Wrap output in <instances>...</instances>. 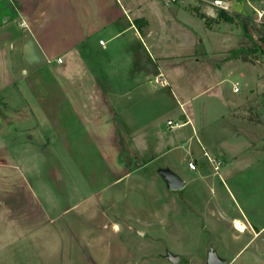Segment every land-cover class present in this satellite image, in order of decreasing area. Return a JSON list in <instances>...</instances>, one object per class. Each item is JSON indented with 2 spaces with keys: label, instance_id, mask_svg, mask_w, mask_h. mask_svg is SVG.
Returning a JSON list of instances; mask_svg holds the SVG:
<instances>
[{
  "label": "rangeland",
  "instance_id": "rangeland-1",
  "mask_svg": "<svg viewBox=\"0 0 264 264\" xmlns=\"http://www.w3.org/2000/svg\"><path fill=\"white\" fill-rule=\"evenodd\" d=\"M229 1L234 23L200 18V0L183 6L197 18L179 10L197 34L195 55L176 64L157 58L172 81L148 124L159 127L164 145L129 160L122 179L89 195L52 180L42 191L11 162L0 169V264H206L210 256L264 264V0ZM182 101L191 128L173 125L188 118ZM204 150L221 161L219 172ZM190 158L197 169H188ZM163 168L185 185L169 189Z\"/></svg>",
  "mask_w": 264,
  "mask_h": 264
},
{
  "label": "crops",
  "instance_id": "crops-1",
  "mask_svg": "<svg viewBox=\"0 0 264 264\" xmlns=\"http://www.w3.org/2000/svg\"><path fill=\"white\" fill-rule=\"evenodd\" d=\"M159 1L0 0V169L11 162L42 191L52 180L91 195L159 151L164 139L148 122L172 77L157 58L176 64L197 41L183 7L194 0L172 13L175 0ZM159 72L167 84L150 83Z\"/></svg>",
  "mask_w": 264,
  "mask_h": 264
},
{
  "label": "built area",
  "instance_id": "built-area-1",
  "mask_svg": "<svg viewBox=\"0 0 264 264\" xmlns=\"http://www.w3.org/2000/svg\"><path fill=\"white\" fill-rule=\"evenodd\" d=\"M203 2V7H202V11L204 13L205 16H212V17H216L218 12L220 10H225V11H230V1L229 0H200ZM101 44H103L102 40L99 41ZM56 60L58 62H61V57H57ZM155 83H158L160 85H165L167 84L166 79L163 77V74L161 72H159L158 74L155 75V77L153 78ZM232 90L234 92H237L239 90L238 85H233ZM187 121H181V122H177L173 125L175 126H181L183 124H185ZM169 124H172L171 120L168 121ZM204 156L205 158H207L208 164H210L213 169L215 170V172H219L220 166H221V161L214 157L209 155L205 150H204ZM187 167L190 170H195L197 169V163L196 160L194 158H190L187 161Z\"/></svg>",
  "mask_w": 264,
  "mask_h": 264
},
{
  "label": "water",
  "instance_id": "water-1",
  "mask_svg": "<svg viewBox=\"0 0 264 264\" xmlns=\"http://www.w3.org/2000/svg\"><path fill=\"white\" fill-rule=\"evenodd\" d=\"M160 173L166 180L169 189L178 190L185 185V181L169 168L160 169ZM168 258L173 262L177 260V257L174 255H168ZM206 264H224V261L210 256Z\"/></svg>",
  "mask_w": 264,
  "mask_h": 264
},
{
  "label": "trees",
  "instance_id": "trees-1",
  "mask_svg": "<svg viewBox=\"0 0 264 264\" xmlns=\"http://www.w3.org/2000/svg\"><path fill=\"white\" fill-rule=\"evenodd\" d=\"M198 16L200 18H204V20L206 21V16L204 14L198 13ZM217 19H222L226 22H230V23H234L236 22L235 16L232 14H229L227 11L225 10H220L216 16ZM209 22V20H208ZM139 26V25H138ZM242 29L244 31H246V24H242ZM252 40V39H251ZM260 40L264 43V36L260 38ZM252 49H255V47H253ZM241 51H245V49H241Z\"/></svg>",
  "mask_w": 264,
  "mask_h": 264
},
{
  "label": "bare ground",
  "instance_id": "bare-ground-1",
  "mask_svg": "<svg viewBox=\"0 0 264 264\" xmlns=\"http://www.w3.org/2000/svg\"><path fill=\"white\" fill-rule=\"evenodd\" d=\"M235 228L239 231H242L244 228H246L240 220L236 219L234 222Z\"/></svg>",
  "mask_w": 264,
  "mask_h": 264
}]
</instances>
